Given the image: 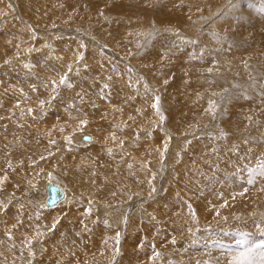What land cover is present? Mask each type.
I'll return each instance as SVG.
<instances>
[{"label": "rangeland", "instance_id": "rangeland-1", "mask_svg": "<svg viewBox=\"0 0 264 264\" xmlns=\"http://www.w3.org/2000/svg\"><path fill=\"white\" fill-rule=\"evenodd\" d=\"M231 4L235 6H230L229 0H0V120H10L14 126H17L22 121L26 124L29 123L28 132L30 131L29 128L31 130L34 128L37 129V127L40 128L39 135L41 142L44 141L57 145L56 148H60L58 146L64 149L66 148L67 151L71 152L73 158L74 156L82 154L83 157H78L76 160L78 164L77 168L79 166V168L83 167L80 172H77V178L78 176L86 177L85 175L88 176L92 174L93 179H95V173L107 171L109 166L120 164L117 163L118 152L113 149H110L111 154H104L101 150L94 151L92 149L93 145L99 143L98 140H95V143L92 145L79 146L74 149L69 148L71 143L73 145V142H69V137L72 138L75 133H80V135L86 134L88 136L92 135V133L96 134V130L99 129L98 126H101L91 116V118L85 116V113L93 112V108L96 109L97 106L99 108L100 105H111L113 100H117L118 103L119 101L120 103L123 102L121 103L123 106H125V103L128 105V102H130L128 98H130L132 93V96L135 98L131 97L132 104L126 107L129 108L131 117L135 116L132 120L135 119L134 121L139 123L136 124L134 122L135 126L141 129L147 127L146 129L150 130L151 127L149 126H152L151 124L154 123L153 121L157 120L152 128L158 123V125H160L159 127H165L164 130L165 132L167 131L168 135L161 130L160 132H163V135L166 134L165 136H167L170 142L167 125H170V122L171 124H179V128L181 129H179V132L177 131L179 134H175L179 141L175 144V162L177 161V163L174 165L167 164L165 167L151 170V172L155 173V175L152 173L153 178L159 175L163 176L165 179H171L173 185H170L172 187L169 186V189H173L177 199L184 201V205H182V202L175 204L174 201L177 199L173 195L169 209H175V211L172 210L174 211V218L178 219L175 222L168 219H160L157 215L153 216L151 213L152 209H148L149 216H153L154 219L151 221H144L157 224V228L154 227L155 230L151 229V232L144 234V237L146 236L145 238L143 237L145 246L140 250V260L137 264H232L233 254L242 250L241 246L236 243V241L243 238L242 234L248 235L247 240L249 244H256L259 246L256 249L255 257L258 258L259 253L264 252V176L259 175L261 158H264V139L259 141V138H264L262 136L264 132L263 134L260 133L262 135H259V138L256 136L257 138L255 137L252 139L247 135L250 138L249 140H244L245 136L241 137V139L238 138L234 140L235 143H233L235 145L232 144V147H229L230 149H223L231 152H223L227 155L233 153L236 158L234 155H232L233 157L228 155L229 159L231 158L229 161L225 153H220L222 155L219 157L225 155V157H223L224 161L219 160L216 162L224 167V164H227L225 168L228 173V169L234 167L232 162L235 163L238 160L243 162L242 167L231 170L237 173L238 180L241 179L244 184L241 187L239 186L240 190L232 192L224 200L229 203L233 200L234 195H239L243 198L242 200L247 203L241 202L240 207L244 208L245 211H240L241 214L236 216L238 218L241 215L242 218L240 217V219L238 218V220H236L232 217V219L227 222V226L226 223L223 225L224 223L222 222L218 224L219 221H216V223H212L210 220L206 221L203 217L204 213H202L206 210V207L203 206L204 204H200L201 211L198 208L196 210L192 205L195 199L198 200V202H202V196L199 193L196 194L197 197L192 196L188 202L184 197L178 194L179 190H183L184 193H187V191L189 192L191 185L196 188L199 185L201 190L204 191L214 188L212 185L209 187L207 185L209 184L207 177L212 175V173L210 174L209 171L206 170L208 167L198 170L194 168L197 167L198 160V155L195 156V153L203 152L205 154L206 151L209 150L210 153H213V150L216 148H213L206 139L209 137L211 140L216 136L215 134H203L202 129H204L205 126H200L202 125L200 124L201 122H198L199 124L197 123L198 125L194 126V128L188 126L187 121H191L192 118L195 117L194 113H205L206 117L209 116L208 119L211 117L210 119L213 120V114L207 110L210 107V101H215V118L217 119L214 120H216L219 128L223 131L222 136H219V138L217 137L218 140L216 141H224L223 138L225 136L227 137L231 129H234L230 127V124V126L226 124L228 120L225 119H233L236 117L235 120H237L239 113L236 112L239 111L235 112L234 109L241 110L250 103H252L250 105L252 107L254 106V108L252 112L248 113L252 116L254 115L253 118L256 117V121L260 119V122H258L260 124L258 125L261 126L259 128L264 125V114L262 113L264 111H261V109L264 110V12L260 11L261 6L264 5V0H231ZM198 22L200 23L198 24ZM149 34L151 35L149 36ZM107 40L109 41L107 42ZM74 41L76 43L80 41L82 45L77 46L74 44ZM85 44L88 46L87 49L89 48L88 51L84 50ZM90 45H93V47ZM104 46L113 49V55L106 53L103 49ZM62 47H64V49ZM65 49H69V52ZM81 50H83V52H81ZM79 53L81 56L99 53L101 57H103L94 60L97 68L95 64L88 62L89 60H85L86 64L84 63L85 65L80 68H73L74 64L77 65L80 62L81 56ZM76 55H78V57H76ZM224 56L227 58L225 57L226 59H224ZM69 58L73 63L72 66L71 62L68 61ZM131 58H134V60H131ZM128 59L132 62L128 63ZM25 64L29 65V68H25ZM129 64H133L136 70L129 67ZM241 64H243V66ZM69 68L72 69L71 72H68ZM62 75L68 76V84H58L60 76ZM83 76L86 80L82 79L84 78ZM109 77H111V79H109ZM50 80L57 81L56 93L52 92L51 85L47 88L44 86ZM84 84L89 85L91 89H88L87 85L83 87ZM105 84L108 85L107 88L104 87ZM150 85L154 86L150 87ZM254 86L255 88L260 87L259 90L257 89L259 93L251 91L248 94L246 89L253 88ZM33 87L36 91H33ZM135 91L137 92L135 93ZM156 91H158L157 94H155ZM125 92H128L127 95H125ZM134 93L136 95H134ZM190 93L197 94L196 96L200 94L195 108H191L192 106H189L187 102L189 98H186L187 96H185V94L187 95ZM77 94L83 96L84 99H79ZM121 94L124 95L122 96ZM52 95H55L56 98L52 99ZM232 95H237V98L234 99L235 101L231 100ZM225 96L228 104L225 103L222 109H217V103ZM40 97H45V99ZM157 98L158 108H154L152 105L157 102ZM10 99L12 102L6 105L7 100ZM14 99L16 100L14 101ZM122 99H125V101ZM258 99H260L259 102H256ZM29 100L33 102L31 103ZM38 100H43L45 103H48V107H45V104L41 106ZM94 101L96 102L94 103ZM135 101L136 103H134ZM231 101H233L235 105H233V108L229 105ZM242 101L244 104H242ZM24 102L28 103V107H23L25 105ZM76 102L79 103L76 104ZM137 103L138 105H135ZM173 103L177 106V108H174L179 111V119L176 117L178 121H176L175 118L174 120L172 116L174 113L171 111L170 107H172L171 104L173 105ZM11 104L23 105L19 109V112L23 114V116L20 117L22 121H19V116L15 114L14 109L10 106ZM29 104L35 105H32L33 108H29ZM72 105H75L77 110L71 109ZM126 107L124 110H128ZM29 109H35L38 114H35L34 111L29 112ZM9 113L12 115L9 116ZM141 113L142 115H140ZM255 113H257L258 116H256L257 114ZM151 114L159 116L153 118ZM165 114L166 118L164 117ZM5 115H7V117ZM25 116L27 117L25 118ZM160 116H163L164 119L161 120ZM181 117L185 118V123L180 121L182 120L180 119ZM13 119L14 121L17 119L15 122L18 123H14ZM81 119L87 120V124L82 126L84 131L79 130V121ZM102 119L106 120L107 118ZM104 120H102L101 123V127L103 128L102 131L106 134L107 138L115 136V138L112 139L118 140V137L114 135L111 130H106L107 128H105L104 124H106L107 121ZM146 120H148L147 123L145 122ZM164 121H166V123ZM224 121H226V123ZM108 122L110 121L108 120ZM204 122L211 123L210 120H205ZM138 125H142L143 128ZM135 128H133L132 131L140 129ZM21 130L23 129H20V131ZM121 134V145L123 144L126 149L138 146L134 141L131 144H124L126 142L125 140H127V142L131 141H128L129 139L134 140L137 135L135 132H133L134 135L130 134L125 137L124 135L126 134L124 132ZM188 134L193 135L188 141L183 142L184 136ZM205 136L207 137L205 138ZM236 136L238 137L239 135L237 134ZM20 138L23 137L20 136ZM23 139H25V142L24 144L22 143L23 145L20 144V146H22H19L20 150L18 154L26 153L31 155L32 152L27 150L31 148L32 143L29 134ZM9 140L12 141V139ZM229 140L230 141L226 140L227 144L233 141V139ZM242 140H244V143ZM135 141L137 142L138 139ZM146 141L149 142V140ZM245 141H249V145L245 143ZM25 143L28 144L26 147L24 146ZM226 143H224L223 146ZM240 144L242 146H240ZM243 146L247 150H245ZM205 147L206 149L203 150ZM233 148L236 150H233ZM53 150L58 151L59 149L53 148ZM54 151L48 152L52 153ZM60 151L64 153L61 149ZM217 151L215 155L219 154L220 150ZM89 154L92 155L91 158L97 154L103 155L93 169H87L84 165V159ZM29 155L24 157L26 160H17L18 162H16V165L13 160L11 162V159H8L5 164L11 166V169L17 166L18 170L22 167H25V170H29L30 167L28 164L34 163L35 165V160H40L41 157H43V161L40 163L38 162L39 168H35L31 172V178L36 181H38L39 178V175H34L36 171L39 172L46 169L47 171L56 173L57 170L52 169L53 165L59 163L60 166L64 165L61 164V161L64 160L62 157H64L65 154H63L61 160H55L50 154L49 157H47L48 154L40 155V157L37 155L38 158L33 156L30 157ZM242 155L247 157V159ZM164 158L165 157L162 155L161 162L164 161ZM239 158L243 159V161ZM253 158L255 159L252 160ZM178 161L180 162L178 163ZM11 164L14 165L12 166ZM176 165L175 174H173L171 170ZM170 166L173 168H170ZM4 171L5 170H2L3 173H6ZM155 171H158L157 173L160 172V174H157ZM165 171L167 174L164 173ZM196 172L202 175L205 173L200 178L199 182L195 178ZM46 177H43L42 180L39 178V180H41L42 183L57 182L60 184L64 182L57 181V178L55 179L53 175H48ZM58 178L65 179L61 176ZM249 178L253 179V183H248ZM223 180L227 182L231 181L228 179ZM63 184H65V182ZM114 184H117L116 181ZM87 185L89 184L86 183V186ZM167 185L168 183L165 184L163 189H165ZM156 190L157 189L153 185L151 191L141 195L143 199L148 197L147 200L142 201L146 209L149 206L148 200L152 201L150 199L163 193L160 191H157L160 192L157 193L155 192ZM42 193H45V189L41 186L40 195ZM251 193L255 195V198L252 197L249 199L251 197L249 194ZM188 196H190V194ZM256 196H258V198H256ZM101 202L102 199L85 200L83 198V201L80 203L81 205L79 204L82 212L76 213L75 216L71 217L73 219L62 217V215L66 214L70 216L69 212L63 210H55L48 215V210H53L54 207H36L39 211L36 210L33 212L35 220L41 221V215L44 218L50 217V219L46 221L48 227L45 230L49 241L47 243H41L42 246L45 244L46 248L39 249L44 251L43 253L40 251L36 252L33 248L29 249L30 246L27 245L28 243L25 244L23 242L22 244H16L15 251L21 256H26L27 254L25 252L30 251L29 257L32 256L39 262L40 260L42 261L43 257H46V264H103V262H107L109 259L110 262L114 260L118 261L117 254H120L118 255L119 257L126 254L125 244L129 243V233H136L134 224L138 219L130 216V213L129 215L126 214L123 216L122 229L108 222L105 223L103 221V224L97 219L96 212L99 208L98 206L104 204L108 212L110 211L109 215L114 216L124 211L123 208L121 210V205L124 204V201L112 202L111 204L107 202L102 203V205ZM164 203L165 206L168 205L167 201ZM116 206L118 207L116 208ZM248 206L250 208H247ZM246 208L248 209L247 212ZM88 209H91L90 213L87 211ZM118 210L121 211L119 212ZM219 210L217 208L215 212L220 213L221 211ZM163 218H167V216ZM8 220L12 223L17 222V218L15 217H9ZM190 222H192L191 224L194 225V228H192L193 225L191 226ZM234 223H236V225ZM174 224H182L185 226L184 234L186 233L189 237L187 239L188 242L185 239L184 241L179 236L175 237L176 235L174 236V234L171 233L172 230L175 232L179 231ZM131 226H133V228L127 229ZM99 228H103L107 231L104 233L106 235L104 238L105 244L101 242V235H97L96 237L97 229ZM117 232L120 233L119 240L116 239ZM29 237L32 242H42V240L45 239L44 234L39 236L38 234L30 233ZM110 240L111 249L106 247V245H109L108 243ZM249 240L252 241V243H250ZM79 244L81 247L78 246ZM122 246L123 248L121 249ZM48 249L50 250L47 252ZM72 249H76L77 252H74ZM106 249H110V251ZM85 250H91V253H87ZM104 250H106L110 258L107 259V257L104 256L101 260L100 258L103 256L102 253ZM194 254L196 256L198 254L201 257H197V259L194 260V258H196ZM202 257H204V259H201ZM216 257H220L221 261L217 262ZM211 258H213V261L210 260ZM128 262L132 264L135 260H129ZM128 262L127 264H129ZM123 264L126 263L123 262Z\"/></svg>", "mask_w": 264, "mask_h": 264}, {"label": "bare ground", "instance_id": "bare-ground-1", "mask_svg": "<svg viewBox=\"0 0 264 264\" xmlns=\"http://www.w3.org/2000/svg\"><path fill=\"white\" fill-rule=\"evenodd\" d=\"M226 5V4H225ZM219 12V10H218ZM216 16V15H215ZM215 18V17H214ZM200 21V20H199ZM203 21V20H202ZM201 22V21H200ZM198 22V24L200 23ZM221 22V21H219ZM204 23V22H203ZM209 26V25H207ZM200 27V26H199ZM203 27V26H202ZM240 29V28H239ZM102 35V34H101ZM247 36V35H246ZM96 37V36H95ZM110 37V36H109ZM241 37V36H240ZM245 37V36H244ZM107 38V37H106ZM246 38V37H245ZM103 40V39H102ZM106 40V39H105ZM252 40V39H251ZM72 41V40H71ZM95 41V40H94ZM109 40H107L108 42ZM75 42V41H74ZM129 43V42H128ZM251 43V42H250ZM253 43V42H252ZM76 44L77 46L79 45H82V43H74ZM73 44V45H74ZM88 44V43H87ZM87 44H85L84 46V50H87V47L86 46ZM91 44V43H89ZM109 45V44H108ZM75 46V45H74ZM91 47H93V45H90ZM103 46V45H102ZM134 46V45H133ZM153 46V45H152ZM65 47V46H64ZM64 47H62L64 49ZM136 47V46H135ZM60 48V47H59ZM67 48V47H65ZM70 49V48H69ZM69 49H65V50H69ZM104 51H106V53H110L113 55V49H110V48H106L105 46L103 47ZM246 49V48H245ZM62 50V49H61ZM59 50V51H61ZM91 50V49H90ZM244 50V49H243ZM255 50V49H254ZM94 51V50H93ZM148 51V50H147ZM161 51V50H160ZM239 51V50H238ZM65 52V51H64ZM69 52V51H68ZM81 52H83V50H81ZM86 52V51H85ZM84 52V53H85ZM90 52V51H89ZM116 52V51H114ZM256 52V51H255ZM63 53V52H62ZM105 53V54H106ZM117 53V52H116ZM120 53V52H119ZM148 53V52H146ZM247 53V52H246ZM251 53V52H250ZM80 54V53H79ZM102 54V53H101ZM123 54H126V53H123ZM51 55V54H50ZM60 55V54H59ZM72 55V54H70ZM117 55V54H116ZM145 55V53H144ZM54 56H57V55H54ZM81 56V54H80ZM86 56V54H85ZM84 55L81 56V59H80V62L79 64L78 61H77V65H73V68L75 67H81L83 65H85V60H89L88 62H90L91 64H95L96 66V63L94 62V60H97L99 58H102L101 55L99 53H92V54H88V56H86L85 58ZM110 56V55H108ZM222 56V55H221ZM76 57H78V55H76ZM132 57V56H130ZM223 57V56H222ZM226 56H224V59ZM117 58V57H116ZM72 59V58H71ZM76 59V58H75ZM237 59V58H236ZM245 59V58H244ZM244 59H241V60H244ZM131 60H134V58H131ZM130 59H128V63H131ZM24 61V60H23ZM70 58H69V60ZM74 61V59H73ZM83 62V63H82ZM235 62V61H234ZM85 63V64H84ZM236 63V62H235ZM31 64V63H30ZM72 62H71V66H72ZM146 64V63H145ZM243 66V64H241ZM129 67H131L132 69H135V67L133 66V64H129L128 65ZM94 67V66H93ZM97 68V66H96ZM86 70V69H85ZM136 70V69H135ZM88 71V70H86ZM134 71V70H133ZM254 71V70H253ZM41 72V71H40ZM196 72V71H195ZM218 73H220L219 71H217ZM39 73V71H38ZM41 75V74H40ZM193 75H196V74H193ZM253 75V74H252ZM44 76V75H42ZM84 77V76H83ZM144 77V76H143ZM244 77V76H243ZM197 78V77H196ZM82 79H85L82 78ZM86 80V79H85ZM248 80V79H247ZM246 80V81H247ZM112 81V80H111ZM176 81V80H175ZM249 81V80H248ZM247 81V82H248ZM113 83V81H112ZM235 83V82H234ZM257 83V82H256ZM252 84V83H251ZM85 85L87 84H84L83 87H85ZM88 86V89H91L89 88V85ZM154 85H150V87H152ZM262 86V85H261ZM82 87V89H83ZM263 87V86H262ZM194 88V87H193ZM233 88V86H232ZM260 88V87H259ZM259 88H255V86L250 89H246L248 91V94L249 92H256V93H259ZM237 89V88H235ZM258 89V90H257ZM234 90V89H232ZM14 92V91H13ZM137 91H135L136 93ZM155 92V91H154ZM242 92V91H241ZM89 93V92H88ZM128 92H125V95H127ZM134 93V95H136ZM158 91H156L155 94H157ZM247 93V92H245ZM74 94V93H73ZM91 94V93H89ZM97 94V93H96ZM199 94V93H198ZM239 94V93H238ZM122 96L124 94H121ZM197 94H185V96H187L186 98H189V100L187 99V102L189 104V106H192L191 108H195V104L198 102V99H199V95L196 96ZM86 96V95H85ZM89 96V95H88ZM87 96V98H88ZM92 96V95H91ZM219 96V95H218ZM15 97V96H14ZM13 97V98H14ZM20 97V96H19ZM90 97V96H89ZM96 97V96H94ZM131 97L132 96V93H131V96L129 101L128 102V105H126L125 103V106H123V102L118 103V101H112V104L111 105H100V107L96 109L93 108V112H89V113H85L86 115L85 116H89V118H93L95 121H97L99 123V125L102 126V118H107L106 120L104 121H107L106 124H104L105 128H107L106 130H111L113 132L114 135H116L118 137V140H113L112 138L115 137L113 136L112 138H107L106 134L102 131V127L101 126H98L99 129L96 130V134L95 133H92V135H89L91 137H89L90 139L88 141H83L81 139V136L80 133H75V135L72 136L71 138V142H73V145L72 143L70 144V149H74L75 147H79V146H85V145H89V144H93L95 143V140H98V144H95L92 146V149L94 151H102L104 154L107 153V154H111L110 152V149H113L114 151L118 152L117 153V163H120L119 165H115V166H109L107 171H102V172H97L95 173L94 175L96 176L95 179H93V175L92 174H89L88 176L85 175L86 177H80L78 176L77 178V175L78 173L77 172H80V170L83 168H77V158L78 157H83L82 154L81 155H77V156H74V158L72 157L71 155V152L70 151H67L66 148H61V146H58L60 148H56L57 145H53L51 143H47V142H44L42 141L41 142V138H40V128L37 127L34 128V129H30L29 128V132H28V124L29 123H25L22 121V119L20 117L23 116V114L21 112H19V109L23 106V105H17V104H11L10 106L14 109V112L15 114H17L19 116V121H22L20 122L16 127L11 123L12 121H9L6 120H0V204H5L7 205V208L4 209V208H0V264H46L45 262V258L46 257H43L42 258V261L40 260L39 261H36L32 256L29 257V254H30V251H26L25 253L27 254L26 256H21L19 254H17V252L15 251V248H16V244L17 243H20L22 244L23 242L26 244L28 243L27 245L30 246L29 249L33 248L36 250V252L40 251L41 253H43L44 251H41L39 250L40 248H46L45 244H43L44 246L41 245V243H47L49 241V239L47 238V233H45V230L46 228L48 227L47 226V220L50 219L49 218H44L42 215H41V221H37L35 220V215H33V212L36 211L38 208L36 207H54L53 210H48V215L50 214V212H53L55 210H63L65 212H69L70 216L69 215H62V217L64 218H71L73 216L76 215V213H80L82 212V210L80 209L81 207L79 206V204L83 201V198L85 200H94V199H102V202H101V205L102 203H107L108 204H111L112 202H117V201H124V204L121 205V210L122 208L124 209V211L120 212L119 210V214H115L114 216H110L109 215V212H108V209L104 206V204L102 206H98V210L96 212V215H97V219L103 223V221L105 222H108V223H111V224H115L116 226H118L117 228H120L122 229V221L124 220V217L126 214L129 215L130 213V216L132 217H135L137 218L138 220L135 222L134 224V228H135V232H133L132 234L129 233V243H126L125 244V247H126V250H125V253L124 255H122L121 257H119L118 255L120 254H117V257H118V261L117 260H114V261H111L110 262V256H108L109 254L106 253V250L103 251V256H101V260L102 258L107 257V259H109L107 262H103V264H123L126 263L130 260H135V262L132 264H137L138 261L140 260L139 258V255H140V250L142 248H144L145 246V243L143 241V237H144V234L145 233H149L151 232V229H154L157 228V224L155 223H148L149 221H144V220H153V216L154 215H157L158 217H160V219H168V220H171V221H176L178 219L174 218V211L175 209H172L170 210V206H171V202L172 201V198H173V195L176 197L177 199V196L175 194V192L173 191L172 188L169 189V186L170 185H173V181L169 178H164L163 176H159L157 175L156 177L153 178V174L155 175V173L151 172V170H157L158 168L160 167H165L167 164L169 165H174L175 163H177V161L175 162V151H176V146L175 144L178 141L177 139V135L175 136V134H177L179 132V124L176 125L175 123H172L171 122L169 123L170 125H167L168 127V133L171 137L170 139V142L168 141L167 139V136H165L167 134V131L165 132L164 128L162 127H159L160 125H156L152 128L153 124H156V121H153L154 123L151 124V123H148V124H151L152 126H149L151 127V129H146L147 127H145L144 129H141L140 127H137L134 125V120H132V118L134 117H131V113L129 111V108L126 107V106H131L132 102H131ZM144 97V96H143ZM1 98V97H0ZM11 98V97H9ZM16 98V97H15ZM40 98H44L45 97H40ZM98 98V97H96ZM95 98V99H96ZM135 98V97H133ZM235 98H237V95H232L231 96V100H234ZM6 99V97H5ZM38 99V98H37ZM47 99V97H46ZM91 99H94V98H91ZM257 99V98H256ZM1 100V99H0ZM16 99H14L15 101ZM18 100V99H17ZM22 100V98H21ZM100 100V99H99ZM98 100V101H99ZM125 101V99H122ZM260 99L256 100V102H259ZM27 101V100H26ZM31 103L33 101L29 100ZM38 101H41V100H38ZM93 101V100H92ZM226 96L225 97H222L220 99V101L217 103V106L218 108L217 109H222L224 104H228L226 102ZM235 101V100H234ZM238 101V100H237ZM10 102H12V100H7L6 102V105H9ZM20 102V101H19ZM52 102V101H51ZM50 102V103H51ZM82 102V101H81ZM96 101H94L95 103ZM116 102V103H115ZM230 102V101H229ZM239 102V101H238ZM255 102V100H254ZM255 102V103H256ZM37 103V102H35ZM79 103V102H78ZM76 102V104H78ZM136 103V101L134 102ZM172 103V102H171ZM24 106L23 107H28V103L24 102ZM55 104V103H53ZM57 104V103H56ZM99 104H100V101H99ZM98 104V105H99ZM102 104V103H101ZM191 104V105H190ZM242 104H244V102L242 101ZM252 104V103H250ZM246 105L245 108L241 109V110H235L236 111H239V112H236V113H239L238 117H237V120H235V118H230V119H225V120H228V123H226V121H224L226 124H228V126H230L231 128H234V129H231V130L228 132V135L227 137L225 136L223 139L224 141H216L218 140L217 137L219 138V136L221 137L222 134H223V131L219 128L216 120H213L212 119H208L209 116L206 117L205 113H194L195 117L192 118L191 121H187V124L188 126H191L194 128V126L198 125L199 123L198 122H201L200 126H205L204 129H202L203 131V134H206V135H210V134H215V138L213 139H209V137L206 139L210 142V144L213 146V148H216L217 150H220L219 151V154L215 155V152L217 151L216 149H214L213 153L211 152L210 153V150L209 151H206V153L204 154L203 152H199V153H195V156L198 155V160H197V167L194 168L195 170H198V169H207L209 171V173L212 175H209L207 177V181L209 184L208 187L210 185H212L214 188L211 189V190H201V188L199 187V185L197 186V188L195 186H190L189 188V192L187 191V193H184L183 190H179L178 191V194L181 195L182 197L185 198V200L188 202V200H190V198L192 196H196V194H200L202 196V202H198V200H194L193 201V206L194 208L197 210V208L201 211L200 209V204L203 203L206 207V210H204V219L206 221L210 220L213 222L216 223V221L218 222V224L220 222L224 223L223 225H225L226 223V226H227V222L229 220L232 219V217H234L236 220H238V218L240 219V217H236L237 215L241 214L240 211L244 212L245 209L240 207L241 206V202L243 203H247L245 201H243L239 195H234L233 196V200L230 201L229 203L228 202H225V198H227L232 192H236L238 190H240V187L243 186L244 182L242 183L241 179L238 180V176H237V173H235L233 170L239 169V167H242L243 165V162H240L238 159L237 162H232V165L234 167L228 169L229 173L226 171V168L227 167L226 165L227 164H224L225 167L223 165H221L220 163H216L218 162L219 160H223L224 161V158L225 155L223 157H219L221 156L222 154L220 153H225V152H231V151H225L223 149H230L232 146V144L235 143L234 140H237L238 138L241 139V137L245 136L244 140H249L250 138L248 136H250L252 139L255 138L256 136L258 137L259 135H262L263 132H264V125L259 128L260 126L258 124V122H260V119L258 117L259 120L256 121V117H254V115H250V113L248 112H252L254 106L252 107L251 105ZM257 104V103H256ZM32 105H35V104H29V108H33ZM71 105V104H70ZM69 105V106H70ZM94 105V104H93ZM135 105H138L135 104ZM170 105V104H169ZM174 105V103H173ZM171 104L172 107L171 108V111L174 113L172 114L173 116V119L175 118L176 121H178V110L175 109L177 108L176 105L173 106ZM230 106H232L233 108V105H234V102L231 101V103L229 104ZM228 105V106H229ZM254 105V103H253ZM45 107H48V103H45L44 105ZM86 106V105H85ZM235 106V105H234ZM237 106V104H236ZM261 106V104H260ZM9 107V106H7ZM6 107V108H7ZM76 107V106H75ZM78 107V106H77ZM89 107V106H87ZM126 108H128V110H124ZM134 107V106H132ZM140 107V106H138ZM175 107V108H174ZM243 107V106H242ZM142 108V107H140ZM139 108V109H140ZM144 108V107H143ZM147 108V107H146ZM168 108V107H167ZM264 108V107H263ZM2 109V107H1ZM27 109V108H26ZM73 109V108H71ZM84 109V108H83ZM92 109V108H91ZM239 109V108H237ZM44 110V108H43ZM87 110V109H86ZM90 110V109H89ZM123 110V111H122ZM137 110V109H136ZM143 110V109H142ZM194 110V109H193ZM256 110V109H255ZM259 110V109H258ZM257 110V111H258ZM32 111L35 112V114H38L37 111L35 109H33ZM132 111V110H131ZM169 111V110H168ZM260 111V110H259ZM261 111H264L261 109ZM2 112V110H1ZM10 112V111H9ZM152 112V111H151ZM167 112V111H166ZM255 112V111H253ZM83 113V112H82ZM144 113V112H143ZM154 113V112H152ZM168 113V112H167ZM259 113V112H258ZM264 114V112H262ZM146 114V113H145ZM157 114V113H155ZM171 114V113H170ZM257 114V113H255ZM261 114V113H260ZM259 114V115H260ZM3 115V114H2ZM12 115L11 113H9V116ZM142 115V113L140 114ZM149 115V114H148ZM152 115V114H151ZM161 115V114H160ZM180 115V114H179ZM7 117V115H5ZM91 116V117H90ZM144 117H146L145 115H143ZM153 118L154 117H157L159 115H152ZM166 116V114L164 115V117ZM171 116V115H170ZM233 116V115H232ZM258 116V114L256 115ZM263 116V115H262ZM1 117V116H0ZM3 117V116H2ZM16 117V115H15ZM27 116H25L26 118ZM51 117V116H50ZM138 117V116H136ZM143 117V118H144ZM161 117V116H160ZM178 119H177V118ZM5 118V117H4ZM29 118V117H28ZM82 118V117H80ZM142 118V117H141ZM149 118V117H148ZM166 118V117H165ZM229 118V117H228ZM6 119V118H5ZM9 119V118H8ZM160 119V118H159ZM174 119V120H175ZM182 120H180L181 122L185 123L186 120L185 118H180ZM187 119V118H186ZM217 119V118H215ZM262 119V118H261ZM17 119H15L16 121ZM108 120L110 122H108ZM142 120V119H140ZM154 120V119H152ZM202 120H210V122H204ZM14 121V119H13ZM14 123H18V122H15ZM27 121V120H26ZM148 120H146L145 122L147 123ZM185 121V122H184ZM150 122V120H149ZM152 122V121H151ZM166 123V121H164ZM203 122V123H202ZM262 122V120H261ZM35 123V122H34ZM96 123V122H95ZM136 124H139L137 122H135ZM177 123V122H176ZM198 123V124H197ZM257 123V124H256ZM31 124V123H30ZM97 124V123H96ZM163 125H165L164 123H162ZM161 124V126H162ZM230 124V125H229ZM263 124V123H262ZM36 125V123H35ZM144 125V124H142ZM142 125H138V126H141ZM32 126H33V123H32ZM95 126V125H94ZM97 126V125H96ZM146 126V125H145ZM170 126V127H169ZM15 127V128H14ZM35 127V126H34ZM136 127V128H135ZM11 129V130H5V129ZM94 128V127H93ZM101 128V129H100ZM104 128V129H105ZM133 128L137 129V128H140L139 130H133ZM143 128V127H142ZM227 128V129H228ZM20 129H23L20 131ZM85 129V128H84ZM146 129V130H145ZM262 129V130H261ZM83 130V128H82ZM95 130V129H94ZM161 131L165 132L166 134H162ZM194 130V129H193ZM199 130V129H198ZM84 131V130H83ZM82 131V132H83ZM178 131V132H177ZM182 131V130H181ZM180 131V132H181ZM200 131V130H199ZM227 131V130H226ZM80 132V131H78ZM111 132V133H112ZM122 132H124L126 135L125 136H129L130 134H133V132H135L137 135L135 136L134 140L132 139H129L128 141L130 142H127V140H125L126 142L124 144H131L133 143V141L138 144V146H136L135 148H127L124 147V145L122 144L121 145V136H122ZM67 133V132H66ZM262 133V134H260ZM29 134V137L32 141L31 143V148L30 149H27L28 151H31L32 154L29 155V154H26L24 152V154H18L19 153V146L20 144H24L25 142V139L23 138H26V135ZM179 134V133H178ZM226 134V133H225ZM239 135L238 137L236 135ZM134 135V134H133ZM152 135V136H151ZM168 135V134H167ZM193 134H188L186 136H184L183 138V142L184 141H188L189 138L192 136ZM200 135V134H199ZM248 135V136H247ZM20 136H22L23 138H20ZM69 136V135H67ZM264 137V135H262ZM19 137V138H18ZM131 137V136H130ZM207 136H205L206 138ZM256 137V138H257ZM261 137V136H260ZM195 138V137H194ZM203 138V139H205ZM259 138V137H258ZM9 139H12L9 140ZM125 139V138H124ZM136 139H138V143L135 141ZM198 139V138H197ZM200 139V138H199ZM229 139H233V141L230 142V144H227L226 143V140L227 141H230ZM264 138H259V141L260 140H263ZM62 140V139H61ZM146 140H149V142H147ZM244 140L243 143H244ZM256 140V139H254ZM258 140V139H257ZM201 141V140H200ZM264 141V140H263ZM27 142V141H26ZM169 142V143H168ZM234 142V143H233ZM247 142V141H245ZM255 142V141H254ZM226 143L224 146L223 144ZM250 143L249 141L247 142V144ZM22 144V145H23ZM21 145V146H22ZM26 144L25 143V147H26ZM192 145V144H191ZM235 145V144H234ZM237 145V144H236ZM239 145V144H238ZM249 145V144H248ZM20 146V147H21ZM69 146V145H68ZM127 146V145H126ZM231 146V147H230ZM240 146H242L240 144ZM257 146H260V145H257ZM263 146V145H262ZM230 147V148H229ZM234 147V146H233ZM237 147V146H236ZM235 147V148H236ZM249 147V146H248ZM261 147V146H260ZM29 148V147H28ZM53 148L55 149H59L58 151H54ZM239 148V147H238ZM244 148V146H243ZM251 148V147H250ZM248 148V149H250ZM254 148V147H253ZM258 148V147H257ZM60 149L64 152L62 153L60 151ZM206 147L203 149L205 150ZM239 149H242V148H239ZM245 149V148H244ZM243 149V150H244ZM252 149V148H251ZM216 150V151H215ZM232 150V149H231ZM233 150H236L233 148ZM247 150V149H245ZM256 150V148H255ZM48 151H54L52 153L48 152ZM66 151V152H65ZM225 151V152H223ZM253 151V150H252ZM257 151V150H256ZM21 152V151H20ZM27 152V151H26ZM30 152V153H31ZM58 152V153H57ZM218 152V151H217ZM238 152V151H236ZM254 153V152H253ZM44 154H48L47 157H49V154L55 158V160L57 159H60L61 160V157L64 155V160L61 161L62 163L61 164H64V165H59V164H55L53 165V170H57V172H52V171H47L46 169L44 170H41V171H36V173L34 174L35 176H38L39 178H42L43 177H46L48 175H53V177L61 182V181H64L65 184L63 183H57V182H53V184H56L60 190H61V193H62V197L60 200H58L55 204L51 205V206H47L45 205V198H46V190H45V193H42L40 195V188L41 186L45 189V185L47 183H52V182H41V180H39L38 178V181H36L35 179L31 178V172L33 171V169L35 168H39V164L38 162L40 163L41 161H43V159H40V160H35V165L34 163L33 164H28V166L30 167L29 170H25V167H22L21 169L18 170V167L14 166L12 169L10 168L11 166H7L5 164V162L8 160V159H11V162L12 160L15 162V165L17 164L16 162H18L17 160H21V159H25L24 157H26L27 155H29L30 157H37V155H44ZM226 154V153H225ZM241 154H244V153H241ZM163 155L164 158V161L161 162V156ZM227 155V154H226ZM228 155H234L233 153L232 154H228ZM227 155V156H228ZM247 155V154H246ZM245 155V156H246ZM239 156V155H238ZM244 157V155H242ZM250 156V155H249ZM17 157V158H16ZM46 157V158H47ZM92 155L89 154L87 157H85L84 159V165L87 167V169H93L94 166L98 163L99 159L103 157L102 154H97L96 156H94L93 158H91ZM219 157V158H218ZM233 157V156H232ZM235 157V155H234ZM255 157V156H254ZM38 158V157H37ZM178 158V157H177ZM223 158V159H222ZM227 158V157H226ZM236 158V157H235ZM247 159V157H244ZM32 159H35V158H32ZM231 159V158H230ZM229 159V156H228V160L230 161ZM233 159V158H232ZM240 159V158H239ZM255 158H253L252 160H254ZM28 160V159H27ZM113 160V159H112ZM178 160V159H177ZM227 160V159H226ZM243 161V159H240ZM37 161V162H36ZM13 162V163H14ZM31 162V161H30ZM180 161H178L179 163ZM222 162V161H221ZM227 162V161H226ZM242 164H240V163ZM246 162V161H245ZM22 163H23V160H22ZM231 163V162H230ZM249 163V162H248ZM24 164V163H23ZM250 164V163H249ZM252 164V163H251ZM10 165V164H9ZM12 166L14 164H11ZM19 165V164H18ZM245 165V164H244ZM55 166V167H54ZM172 166H170L171 168ZM176 166H174V168L171 170L173 174L174 171L176 170ZM233 169V170H231ZM244 169V168H243ZM2 170H5L4 172L6 173H3ZM162 170V169H160ZM169 170V169H168ZM188 170V169H187ZM241 170V169H240ZM88 171V170H87ZM85 171V172H87ZM170 171V170H169ZM90 172V171H89ZM156 173L158 171H155ZM243 172V171H242ZM153 173V174H152ZM166 173V171L164 172ZM85 174V173H84ZM157 174H160L157 173ZM167 174V173H166ZM171 174V172H170ZM205 174V173H204ZM203 174V175H204ZM176 175H177V172H176ZM202 174H200L199 172H196L195 174V178L196 180L199 182L200 178L203 176ZM248 175V174H247ZM57 176V177H56ZM61 176V177H64L65 179H59L58 177ZM169 176V175H168ZM171 176V175H170ZM245 176V175H244ZM33 177V176H32ZM167 177V176H166ZM47 178V177H46ZM156 178V179H155ZM79 181H78V180ZM223 179L225 180H231V181H224ZM35 181V182H34ZM46 181V180H45ZM116 181L117 184H114V182ZM206 181V180H205ZM244 181V180H243ZM86 183H88L89 185L86 186ZM168 183V185L166 186L165 189H163V187H165V184ZM155 186V188L157 189L155 192L157 191H160V192H163L162 194L160 195H156L153 199H150L152 201H149L148 200V203H149V206L148 208L146 209L145 205L143 206L144 203H142V201H145L148 199V197H146V199H143V194H147L149 191L152 190V186ZM240 186V187H239ZM63 187V188H62ZM172 187V186H170ZM243 189V188H242ZM160 192H157V193H160ZM150 194V193H149ZM190 194V196H188ZM251 197L249 199H251L252 197L255 198V195L253 193L249 194ZM180 196V197H181ZM197 197V196H196ZM82 198V199H80ZM200 198V197H198ZM256 198H258V196H256ZM248 199V200H249ZM163 200V201H162ZM184 200V199H183ZM227 200V199H226ZM104 201V202H103ZM106 201V202H105ZM165 201H167L168 205L165 206ZM99 202V201H98ZM147 202V201H146ZM151 202V203H150ZM170 202V204H169ZM181 203L182 202V205H184V201H180L179 199L175 200L174 203L175 204H178V203ZM253 202V201H252ZM122 204V203H121ZM142 204V205H141ZM81 205V204H80ZM118 205V204H116ZM148 205V204H146ZM153 206V207H152ZM189 206V205H188ZM210 206V207H209ZM220 206V207H219ZM253 206V205H252ZM118 206H116L117 208ZM246 207V206H245ZM36 208V209H35ZM193 208V209H194ZM218 208L219 211H221L220 213H217L215 212V210ZM241 208V210H240ZM247 208H250L249 206ZM246 208V212L248 211V209ZM113 209V207H112ZM120 209V208H118ZM148 209H152L151 210V213L153 216H149V213H148ZM39 211V210H37ZM42 212V211H41ZM108 212V214H107ZM197 212V211H196ZM194 212V213H196ZM37 213V212H36ZM113 214V213H112ZM257 214V213H256ZM181 215V214H180ZM192 215V214H191ZM199 215V213H198ZM202 215V214H201ZM82 216V215H80ZM89 216V215H88ZM164 216H167V218H163ZM193 216V215H192ZM9 217H15L17 218V222L16 223H12L11 221L8 220ZM103 217V218H102ZM131 217V218H132ZM194 217V216H193ZM201 217V216H200ZM183 218V217H182ZM242 218V217H241ZM73 219V218H71ZM159 219V218H158ZM195 219V218H194ZM221 219V220H220ZM62 220V219H61ZM69 220V219H68ZM85 220V219H83ZM82 220V221H83ZM197 220V219H195ZM194 220V221H195ZM203 220V219H202ZM215 220V221H214ZM90 221V220H89ZM114 221V222H113ZM184 222V221H182ZM87 223V222H86ZM88 223H91V222H88ZM125 223V222H124ZM132 223V222H130ZM185 223V222H184ZM192 222H190L191 224ZM211 223V224H212ZM221 223V224H222ZM65 224V223H63ZM61 224V225H63ZM104 224V223H103ZM127 224V223H126ZM154 224V225H153ZM186 224V223H185ZM195 224V223H194ZM197 224V223H196ZM236 225V223H234ZM193 224H191L192 226ZM64 226V225H63ZM174 226L176 228L179 229V231L175 232V231H171L172 234H174L175 237L179 236L181 239H185L187 241V239L189 238L186 233L184 234V231H185V226H183L182 224H174ZM188 226V224H187ZM189 226V227H191ZM217 226V225H216ZM20 227V228H19ZM89 227V226H87ZM133 228V226L127 228V229H131ZM192 228H194V225L192 226ZM187 229V228H186ZM189 229V228H188ZM198 229V228H197ZM197 229H196V232H197ZM155 230V229H154ZM203 230V228H202ZM232 230V229H231ZM121 231V230H120ZM105 231L103 228H99L97 229V234H96V237L97 235H101V242H103V244H105V240L104 238L106 237V235L104 234ZM30 233L32 234H38V233H43L44 234V237L45 239L42 240V242H35L33 241L31 244H29V241H30ZM127 233V231H126ZM199 233V232H198ZM201 233V232H200ZM128 234V233H127ZM190 234V233H189ZM202 234V233H201ZM235 235V234H234ZM40 236V235H39ZM91 236V235H90ZM153 236V235H152ZM248 236V235H247ZM146 237V236H145ZM144 237V238H145ZM149 237V236H148ZM155 237V236H154ZM150 239H152L151 237H149ZM148 238V239H149ZM84 239V238H83ZM112 239V238H111ZM225 239V238H224ZM228 239V238H227ZM108 240V239H106ZM158 240V239H157ZM184 240V241H185ZM226 240V239H225ZM94 241V239H93ZM99 241V240H98ZM175 241V240H174ZM181 241V240H180ZM183 241V242H184ZM250 241V240H249ZM261 241V240H260ZM52 242V241H51ZM125 242V241H124ZM182 242V243H183ZM188 242V241H187ZM223 242V241H222ZM113 243V242H112ZM123 243V242H122ZM121 243V244H122ZM181 243V242H180ZM185 243V242H184ZM250 243H252V241H250ZM109 245H106V247H109L111 249V240L109 241L108 243ZM178 245V244H176ZM184 245V244H183ZM187 245V244H186ZM69 246V245H68ZM79 247L80 244L78 245ZM53 247V246H51ZM92 247V245H91ZM165 247V246H164ZM178 247V246H177ZM89 248V247H88ZM87 248V249H88ZM123 248V246L121 247V249ZM110 249H108L110 251ZM50 249L47 250V252L49 251ZM74 252H77L76 249H72ZM107 250V251H108ZM119 250V249H118ZM87 253H91V250L90 251H87L85 250ZM123 251V250H122ZM46 252V253H47ZM54 252V251H52ZM62 252V251H61ZM121 252V251H120ZM122 253V252H121ZM196 253H199V252H196ZM21 254V253H20ZM48 254V253H47ZM182 254V252H181ZM178 255V254H177ZM195 255V254H194ZM129 256V257H127ZM145 256V255H144ZM196 256V255H195ZM203 256V255H202ZM258 256V255H256ZM157 257V256H156ZM197 257H201L197 254L196 258ZM141 258H144V257H141ZM217 258V262L221 261V258L220 257H216ZM256 258V264H259V257H255ZM68 259V258H67ZM121 259V260H120ZM154 259V258H153ZM183 259V258H182ZM201 259H204V257H202ZM39 260V259H38ZM70 260V259H69ZM188 260V259H186ZM210 260L213 261V258H211ZM165 262V261H163ZM129 264H131V262H128ZM162 264V263H161Z\"/></svg>", "mask_w": 264, "mask_h": 264}, {"label": "snow or ice", "instance_id": "snow-or-ice-1", "mask_svg": "<svg viewBox=\"0 0 264 264\" xmlns=\"http://www.w3.org/2000/svg\"><path fill=\"white\" fill-rule=\"evenodd\" d=\"M229 3H230V6H235V5H232L231 4V0H229ZM260 11L261 12H264V5L261 6L260 8ZM151 34H149L150 36ZM219 38V37H218ZM183 39V37H182ZM25 68H29V65L25 64L24 65ZM34 67V66H33ZM72 69L69 68L68 69V72H71ZM109 79H111V77H109ZM68 76L67 75H62L60 76V79L58 81V84L59 85H64V84H68ZM49 85L52 86V92L53 93H56L57 91V81L56 80H50L48 83H46L44 86L47 88L49 87ZM105 88L108 87L107 84L104 85ZM22 91V90H21ZM33 91H36V89L33 87ZM78 95V98L83 100L84 97L77 94ZM52 99H55L56 96L55 95H52L51 97ZM40 105L43 106L45 104V101L41 100L40 102ZM154 108H158V98H157V102L156 103H153L152 105ZM73 108V110H77L75 108V105H72L71 106ZM215 109H216V103L215 101H210V107L207 111H209L210 113L213 114V118L215 119ZM32 109H29V112H31ZM164 117L161 116V120H163ZM87 124V120L86 119H81L79 121V130H82V126L86 125ZM115 138V137H113ZM169 139H171V137L169 136ZM71 141V137H69V142ZM247 143V142H245ZM41 159H43V157H41ZM249 171H252V170H249ZM259 175L261 176H264V158H261V162H260V165H259ZM248 183H253V179L252 178H249L248 179ZM154 191V189H153ZM0 208H4L6 209L7 208V205L5 204H0ZM89 213L91 212V209H88L87 210ZM105 223H107L105 221ZM54 227V225H53ZM38 235H43V233H38ZM243 235V238L236 241L237 245L241 246V249L240 251H237L233 254V257H232V264H256V258H255V253H256V249L259 247L258 245L256 244H249L248 243V240H247V235L246 234H242ZM119 236H120V233L117 232L116 233V239L119 240ZM32 241L30 240L29 241V244H31ZM259 264H264V252H261L259 253Z\"/></svg>", "mask_w": 264, "mask_h": 264}, {"label": "water", "instance_id": "water-1", "mask_svg": "<svg viewBox=\"0 0 264 264\" xmlns=\"http://www.w3.org/2000/svg\"><path fill=\"white\" fill-rule=\"evenodd\" d=\"M81 139L83 141H88L90 138L88 135L84 134L81 136ZM45 190H46V198L44 202H45V205L47 206H51L55 204L62 197L61 190L56 184L47 183L45 185Z\"/></svg>", "mask_w": 264, "mask_h": 264}]
</instances>
